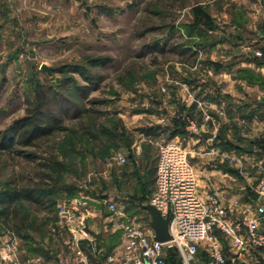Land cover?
<instances>
[{"label":"rangeland","instance_id":"374dc122","mask_svg":"<svg viewBox=\"0 0 264 264\" xmlns=\"http://www.w3.org/2000/svg\"><path fill=\"white\" fill-rule=\"evenodd\" d=\"M263 2L0 0V132L28 115L39 84L59 89L71 102L65 103L69 109L63 130L36 148H4L0 140L3 191L15 184L27 186L50 171L56 175L55 194L48 198L56 205L17 203L14 214L0 216V237L6 231L18 237L19 225L27 218L39 255H50L56 264L61 256L75 263L77 247L62 242H72L73 235L58 206L69 202L86 182L92 199L123 208L124 217L117 218L99 204L102 215L118 223L115 233L120 239L115 246L99 243L106 252L121 249L126 228L134 222L150 223L144 206L154 191L159 145L173 139L188 151L200 192L221 198L212 186L218 182L223 189L250 194L260 183L263 127L254 116L240 126L237 115L234 127L229 126L225 110L230 102L225 99L231 91L248 109L253 107L251 111L264 105ZM194 5L210 13L213 28L195 24ZM43 64L52 72L42 71ZM77 69L89 82L75 73ZM87 86L95 89L88 97L79 90ZM184 95L192 101L186 102ZM193 122L215 138L204 141L190 133ZM151 127L160 133L156 140L147 136ZM81 128L95 140L84 137ZM235 142L253 144L254 152L241 151ZM139 147L149 165L135 179L137 174H129V159ZM118 156L127 162L119 163ZM253 210L249 205L239 219ZM81 248L89 254L88 245ZM167 263L181 264L177 248L168 249Z\"/></svg>","mask_w":264,"mask_h":264},{"label":"built area","instance_id":"2783aa9c","mask_svg":"<svg viewBox=\"0 0 264 264\" xmlns=\"http://www.w3.org/2000/svg\"><path fill=\"white\" fill-rule=\"evenodd\" d=\"M190 133L199 136L203 128L193 122ZM118 162L127 159L118 156ZM86 182L69 202L58 206L73 235L77 257L71 264H168V249L180 251L181 264H228L222 239L229 243L230 250L244 258L264 251V178L252 190L258 194L251 213L233 221L232 209L226 207L216 194H203L198 188V174L186 148L177 140L159 145L156 163L155 188L150 199L163 216L171 213L170 233L172 241L166 244L154 240V230L135 222L126 228L125 244L119 250L106 252L97 239L88 237L83 210L89 205ZM2 189L0 187V197ZM117 218L124 217L123 208L112 201L100 200ZM87 241L89 254L82 250ZM20 240L6 231L0 237V264H42L40 259L22 261L19 257ZM60 264H69L63 256ZM56 264V263H54ZM232 264H237L234 260Z\"/></svg>","mask_w":264,"mask_h":264},{"label":"trees","instance_id":"16d2710c","mask_svg":"<svg viewBox=\"0 0 264 264\" xmlns=\"http://www.w3.org/2000/svg\"><path fill=\"white\" fill-rule=\"evenodd\" d=\"M192 14L196 25L209 28L214 27V20L212 16L202 5H194L192 7ZM94 64H97V61H94ZM75 73H78L87 82H89L85 73L80 69H77ZM79 90L82 91L86 97H88L95 89L87 86L80 87ZM65 103L71 104V102L68 101L64 95H62L59 89L52 86H44L41 84L37 85L35 101L32 103V107L28 115L20 120H17L5 132H0L1 146L7 148L8 146L12 147L16 145L22 148H36L40 142L49 139L56 132L62 131L64 116H66V112L69 109L68 104L66 105ZM78 116H76V118H78ZM81 130L84 129L81 128ZM149 131L150 129L148 132L146 131L148 134L147 136H149ZM174 132H176V130H174ZM81 133L84 137L93 141L96 138L94 135L85 130L81 131ZM106 134H108V132H106ZM27 156L32 159L34 158L32 154H27ZM44 168L46 169L49 167L48 165H45ZM153 171L156 174V164ZM55 181L56 175L54 171H50V173L42 175L37 181H30L27 186L15 184V186L11 189L2 190L0 197V204L2 208L0 216L9 217L14 214L13 208L20 202H29L34 205L42 206L43 208H47L46 204H48V208H52L51 206L56 205V203L53 202V204L50 200L48 201V198H51V196L55 194L53 188L55 186ZM153 183L155 184V180ZM77 193L78 191L76 190L72 196L75 197ZM27 220V218H23L21 225H19L18 228V234L22 238H30L28 231L32 230V225ZM34 230H36V228Z\"/></svg>","mask_w":264,"mask_h":264},{"label":"crops","instance_id":"0c3cea01","mask_svg":"<svg viewBox=\"0 0 264 264\" xmlns=\"http://www.w3.org/2000/svg\"><path fill=\"white\" fill-rule=\"evenodd\" d=\"M260 18H262V22H264V6H262V10L260 11ZM263 25H264V23H263ZM216 75H218V74H216ZM218 76H222V75H218ZM216 78H218V77H216ZM212 95L213 94H211L210 98L215 99L216 94H214L213 96ZM228 96H229V99H225V101H228L230 103L228 105L229 108H226V110H225V116H226L225 118L227 120L229 119L228 120L230 123L229 126L234 127L233 125H231V123L235 122L236 115H237V117L241 116V118L237 119L240 126L242 125L243 122H247L248 118H250L251 116L252 117L254 116V118H256V122L259 125H260V123L262 124V127H263L262 130L264 132V105H260V106L256 105V110L251 111V109L253 107L248 109V105L245 102H243V99H241V98L237 99L236 98L237 95L234 94L233 92L230 91ZM191 98H192V96H190V95H184V100H186V102H188V103L190 102ZM199 100H200V98H199ZM195 107L197 108V106H195ZM195 107H194V109H195ZM250 112L252 114H250ZM152 126H154V125H152ZM157 130L158 129L156 127H154V128L151 127L150 131H149L150 133H149L148 138L152 139V140H156L155 137L158 134H160L159 132H157ZM203 130L205 132H211V131L206 130V129H203ZM198 138L201 140H204V141H208V140H206L200 136H198ZM263 138H264V134H263ZM245 143L246 142H244L243 144L241 142H235L237 148H239L240 150H241V147L249 146V145H246ZM263 144H264V142H263ZM260 149H262V151H263L262 156L260 155L261 156L260 162L262 164V166H260L262 168V170H260L261 171L260 172V181H261L264 178V145L262 146V148L260 147ZM147 162L149 163V161L145 157L144 150H142L141 147H139L137 149V151L135 152V155L133 156V158L131 157V159H129V164H131V169L129 171V174H137L135 176V179H138L137 177H140L138 175H142L144 173V168L146 169V165H149ZM152 176L154 177L153 178V181H154L155 180V172L154 171L152 172ZM214 185L212 184V186L215 189H218L220 191L221 199H222V202L224 203V205L226 207L232 209L233 221L236 222L237 220H239V217H241L242 213L247 210L249 205H251L252 207H255L257 199L253 195L252 190L250 191V194L247 195L246 192H242V191L236 192L233 190L223 189V188H221V184L218 182H215ZM154 188H155V184H154ZM202 190H201V192H204ZM206 193H209V192H204L203 194L205 195ZM87 196L89 198V205L87 208H85L83 210V214H84V219H85L87 230H88V237L91 239H97L98 241H103V242L105 241L110 246L118 245L120 243V239L118 238L117 234L115 233L116 232L115 227L116 228L118 227V223L116 221H114L115 219L113 216L110 215V216L104 217L102 215V210L99 207V204H102V203L100 201H98L97 198L93 197V199H94L93 200L89 194H87ZM235 202H237V206L234 205ZM30 233H31V231L29 230L28 234H29L30 238H22V237L18 236V238L20 240V248H19L20 259L22 261L40 259L42 264H54L55 262H53L54 261L53 259H50V255L48 256V258H46L43 255H39L37 253L40 251L39 250V244L37 243L38 248H35L37 241H36L35 237H31ZM61 241L59 240V243ZM62 242H63V244L67 243V241H62ZM222 243H223L225 252L227 254L228 264H232L234 260L236 261L237 264H264V251L257 253V254L248 255V256H245L244 258H242V257H237L230 250L229 243L226 240L222 239ZM82 244L87 245V241H84ZM43 257L46 259V261H44Z\"/></svg>","mask_w":264,"mask_h":264},{"label":"water","instance_id":"95a60500","mask_svg":"<svg viewBox=\"0 0 264 264\" xmlns=\"http://www.w3.org/2000/svg\"><path fill=\"white\" fill-rule=\"evenodd\" d=\"M41 70L46 73H51L52 69L46 65L41 66ZM199 136L206 139V140H212L215 138V135L212 132H205L200 131ZM254 145L251 144L246 147H241V150L245 153L252 154L254 152ZM253 195L255 198H258V194L256 192H253ZM144 209L149 213L150 215V226L154 230V240L159 243H169L172 241V235L170 233V223H171V213L170 211L167 212L166 216H163L161 212H159L153 205L146 204L144 206Z\"/></svg>","mask_w":264,"mask_h":264}]
</instances>
